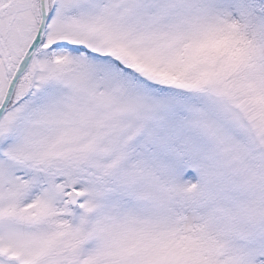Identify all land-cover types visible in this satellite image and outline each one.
<instances>
[{
    "label": "snow or ice",
    "instance_id": "6c2138e0",
    "mask_svg": "<svg viewBox=\"0 0 264 264\" xmlns=\"http://www.w3.org/2000/svg\"><path fill=\"white\" fill-rule=\"evenodd\" d=\"M0 264H264V0H0Z\"/></svg>",
    "mask_w": 264,
    "mask_h": 264
}]
</instances>
